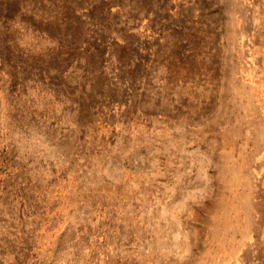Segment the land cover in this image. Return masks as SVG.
I'll list each match as a JSON object with an SVG mask.
<instances>
[{"label":"rangeland","instance_id":"obj_1","mask_svg":"<svg viewBox=\"0 0 264 264\" xmlns=\"http://www.w3.org/2000/svg\"><path fill=\"white\" fill-rule=\"evenodd\" d=\"M0 264H264V0H0Z\"/></svg>","mask_w":264,"mask_h":264},{"label":"crops","instance_id":"obj_2","mask_svg":"<svg viewBox=\"0 0 264 264\" xmlns=\"http://www.w3.org/2000/svg\"><path fill=\"white\" fill-rule=\"evenodd\" d=\"M39 184L45 185V184H61L62 183V179H37ZM127 183H132L135 186V191L133 193L132 198L134 199H143V191L142 188L143 186H147L149 185L150 188H152V186H156L159 182L158 179H132L130 181V179H124L123 182ZM151 196H152V192L149 193V199L151 200ZM225 197H223L224 199H230V195H224ZM234 198H237V196H235ZM45 211H42L39 213V223L38 225H41L43 223V219H45Z\"/></svg>","mask_w":264,"mask_h":264}]
</instances>
